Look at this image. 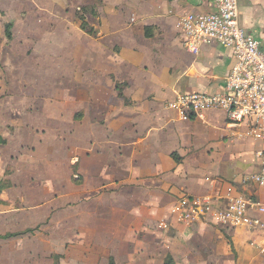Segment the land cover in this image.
Here are the masks:
<instances>
[{
  "label": "crops",
  "instance_id": "crops-1",
  "mask_svg": "<svg viewBox=\"0 0 264 264\" xmlns=\"http://www.w3.org/2000/svg\"><path fill=\"white\" fill-rule=\"evenodd\" d=\"M93 1L28 0L25 16L12 23L9 50L33 49L40 59L38 66L21 62L6 69L0 237L24 236L34 209L45 219L54 215L56 223L45 231L71 233L86 218L101 222L105 264H165L168 256L174 264H203V246L193 239L221 229L203 219L182 222L171 209L182 196L211 192L209 177L239 190L245 185L243 176L206 173L234 141L226 113L181 120L168 102L180 93L224 91L235 63L232 50L212 41L194 54L181 26L187 14L212 10V0H99L105 21L99 36H91L80 28L75 9ZM239 11L241 26L264 48V0H239ZM77 38L95 47L78 49ZM22 82L33 90L19 91ZM255 158L252 173L262 164ZM254 189L257 195L248 196L264 199ZM233 234L263 257L247 229ZM8 237L0 250L13 261L19 241ZM76 238L69 234L41 252L47 258L66 254ZM30 253L22 245L17 259L28 262Z\"/></svg>",
  "mask_w": 264,
  "mask_h": 264
},
{
  "label": "built area",
  "instance_id": "built-area-1",
  "mask_svg": "<svg viewBox=\"0 0 264 264\" xmlns=\"http://www.w3.org/2000/svg\"><path fill=\"white\" fill-rule=\"evenodd\" d=\"M212 10L189 13L182 20L187 49L198 54L212 41L228 47L235 58L220 93H180L168 102L179 119H207L214 110L226 113V127L234 139L264 144V48L261 41L240 24L239 0H212ZM262 164L242 180L264 189V146L256 152ZM212 191L180 197L171 209L182 222L203 219L219 229H247L249 242L264 257V199L248 196L234 185H223L217 177L208 178ZM165 218L160 225L165 228Z\"/></svg>",
  "mask_w": 264,
  "mask_h": 264
},
{
  "label": "rangeland",
  "instance_id": "rangeland-1",
  "mask_svg": "<svg viewBox=\"0 0 264 264\" xmlns=\"http://www.w3.org/2000/svg\"><path fill=\"white\" fill-rule=\"evenodd\" d=\"M27 1L28 0H0V99H2V101H4L5 98L9 96L8 93H10L7 88H4L5 85L8 86L7 81L10 80L8 74L6 75V69H14L13 65L21 64V62L29 65L36 64V66L39 64L40 58L38 57L37 61H35L36 55L33 54V49L30 52L26 50L23 54L16 52L12 53L8 47L9 40H7L5 36L7 23H14L15 19H18L20 16H25L27 13L26 11L29 10V8L26 7ZM97 2H99V0L75 9L76 20L80 28H82L84 24V32L91 36H99L98 33L101 31L102 22L105 21V8L98 7L99 3ZM18 37L19 36H17V38ZM78 39L79 38H77L78 49H92L95 47L93 42L89 40L79 41ZM35 43H33V46H35ZM84 58L76 57L75 60L84 61ZM29 74L30 72H28V75ZM23 83L24 82L21 83L22 85L19 91H24L28 88V86ZM28 89L29 91L33 90L32 87ZM4 106V103L0 102V112L3 111ZM231 139L234 141L232 144H229L226 151L219 153V158L217 155L216 162H219L208 165L206 167V173L211 172L225 179H236L240 176H243V179H245L252 174L254 170L256 150L259 149L260 146L263 147L264 144L261 142V144H256L249 139L237 140L233 137H231ZM253 143H255V146ZM4 171L7 173V170ZM6 184L7 180H0V195L2 191L1 187L6 186ZM254 188L264 197V189L250 182L246 184L245 188H242L241 191L246 195H257V193H254L256 192ZM18 206L20 205L18 204ZM29 213L31 216L34 215L35 221L30 224V228H28V230H30L25 232L23 234L24 236L17 238L19 233L14 232L11 233L12 236L0 237V240H5L8 237L12 238L13 241H19L17 242L19 243L17 247L13 249V261H11L10 258L6 259L7 255L5 251L0 250V264H55V258H60L58 259L59 264H105V241H102L101 236H99L102 230L101 222L93 225L92 219L86 218L83 220L80 219L78 225L71 233L54 230L45 231V227H53L51 225L56 223L54 215L45 219V215L41 210L30 209ZM221 231H213L210 234L207 233L204 237H195L193 239L194 243L203 246V264L264 263V257H258L253 253H249L250 251L245 248V246L247 247L245 238L234 237L233 231H227L225 229H221ZM74 233L77 234V238L75 242L71 241L67 243L66 254L55 256L54 253L51 258H47L41 252L42 248H45V246L52 247V243L60 246L62 237L68 239L69 234L73 236ZM21 240H24V242H21ZM243 240L245 241V246ZM22 245L26 247V250L29 249L31 251V259L28 262L26 259L24 262H21V259L20 261L17 259V256L21 254ZM49 250H51V248ZM110 264H114L112 260Z\"/></svg>",
  "mask_w": 264,
  "mask_h": 264
},
{
  "label": "trees",
  "instance_id": "trees-1",
  "mask_svg": "<svg viewBox=\"0 0 264 264\" xmlns=\"http://www.w3.org/2000/svg\"><path fill=\"white\" fill-rule=\"evenodd\" d=\"M82 29H84V24L82 25ZM5 36H6L7 40H9V41L12 39V36H13V34H12V23H7L6 29H5ZM2 143H5V140L2 137V135L0 134V144H2ZM4 188H5V186L1 187V190L4 189ZM7 236H12V235L9 234ZM55 264H59L58 260H55ZM165 264H174L173 259H172L171 256H168L166 258Z\"/></svg>",
  "mask_w": 264,
  "mask_h": 264
}]
</instances>
